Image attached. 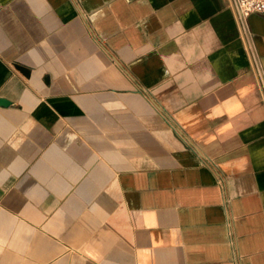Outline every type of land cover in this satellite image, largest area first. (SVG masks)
<instances>
[{"label":"crops","instance_id":"0c3cea01","mask_svg":"<svg viewBox=\"0 0 264 264\" xmlns=\"http://www.w3.org/2000/svg\"><path fill=\"white\" fill-rule=\"evenodd\" d=\"M0 96V264H264V12L0 0Z\"/></svg>","mask_w":264,"mask_h":264},{"label":"built area","instance_id":"2783aa9c","mask_svg":"<svg viewBox=\"0 0 264 264\" xmlns=\"http://www.w3.org/2000/svg\"><path fill=\"white\" fill-rule=\"evenodd\" d=\"M234 3L241 20H245L252 12H264V0H234ZM181 135L188 144L192 143L189 136Z\"/></svg>","mask_w":264,"mask_h":264},{"label":"water","instance_id":"95a60500","mask_svg":"<svg viewBox=\"0 0 264 264\" xmlns=\"http://www.w3.org/2000/svg\"><path fill=\"white\" fill-rule=\"evenodd\" d=\"M16 66H17L20 70H22L24 73L28 74V71H29L28 68H26L25 66H23V65H21V64H16ZM0 103H2V104H8V103H9V100L6 99V98H4V97H1V96H0Z\"/></svg>","mask_w":264,"mask_h":264}]
</instances>
